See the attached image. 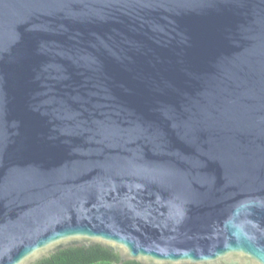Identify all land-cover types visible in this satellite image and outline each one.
I'll return each mask as SVG.
<instances>
[{
  "label": "water",
  "instance_id": "95a60500",
  "mask_svg": "<svg viewBox=\"0 0 264 264\" xmlns=\"http://www.w3.org/2000/svg\"><path fill=\"white\" fill-rule=\"evenodd\" d=\"M264 264V0H0V264Z\"/></svg>",
  "mask_w": 264,
  "mask_h": 264
},
{
  "label": "trees",
  "instance_id": "16d2710c",
  "mask_svg": "<svg viewBox=\"0 0 264 264\" xmlns=\"http://www.w3.org/2000/svg\"><path fill=\"white\" fill-rule=\"evenodd\" d=\"M36 264H119V256L99 245L92 246L89 249L71 247L60 250L49 258L38 261ZM124 264L139 263L127 261Z\"/></svg>",
  "mask_w": 264,
  "mask_h": 264
}]
</instances>
